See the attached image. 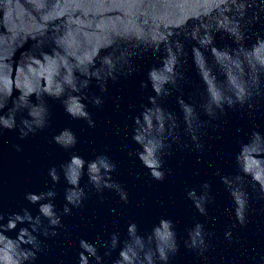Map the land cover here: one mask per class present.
I'll use <instances>...</instances> for the list:
<instances>
[{
	"label": "clouds",
	"instance_id": "9594fccd",
	"mask_svg": "<svg viewBox=\"0 0 264 264\" xmlns=\"http://www.w3.org/2000/svg\"><path fill=\"white\" fill-rule=\"evenodd\" d=\"M83 2L143 9L149 3L171 0H0V134L3 130L18 129L19 138L23 140L48 128L51 117L48 97L61 100L68 115L85 120L89 128H95L96 122L84 101L100 107L104 100L96 95L89 97L86 89L90 83L95 80L101 93H106L109 81L117 83L121 77L132 75L137 71L135 60L149 52L159 64L148 70L147 81H142L140 87L144 90L150 85L153 94L147 97L148 105H141L142 111L133 117L132 141L140 145V149L128 154L148 169L152 180L162 182L170 174L169 170H164V163L165 157L173 155L174 145L181 151L189 149L203 154L207 127L219 128L213 121L227 115L226 109L238 108L251 115L264 108V55H256L264 53V34H261L264 32V0H178L196 3L198 11L167 24L156 23L142 13L132 29H113L95 39L85 35L76 48L69 51L63 45L67 28L58 23L59 16L50 17L49 13L61 4L75 6ZM37 14L40 20L33 24L31 19ZM256 25L260 26L259 31L254 30ZM85 26L91 29L93 22L89 20ZM218 33L231 40L235 47L218 48L215 44ZM249 40L253 41L250 45ZM29 41H32L31 48L25 50ZM185 41H195L191 48L192 63L206 86L204 93L194 92L189 100L182 94L183 85L188 83L185 64L189 52ZM47 45H51L50 52L44 50ZM17 52H20L19 57ZM206 53L213 58V65L230 67L231 73L224 81H218ZM210 78L215 84L212 88L207 87ZM174 91L181 92L176 97L179 114L163 106ZM201 113L209 119L202 120ZM257 140L264 144V135L254 130L249 143L242 144L241 149ZM52 142L70 151L79 141L71 129L65 128L52 137ZM13 147L21 150L19 145ZM261 167L264 168V163ZM116 171V161L107 154L85 160L75 151H71L68 162L50 167L48 176L53 186L60 182L61 175L68 185L62 212L58 213L52 203L56 197L52 188L38 194L26 193L25 199L30 204L39 205V214L33 217L25 208L12 213L6 224L0 223V264H28L42 251L36 233L45 237L59 235L56 229L64 228L61 216L71 215L73 208H83L88 199V192L80 183L85 175L95 193L114 190L124 204L130 203L129 192L113 178ZM215 175L220 177L231 198V214L236 223L244 227L248 223L252 185L256 199L264 201V171L256 173L240 168L237 174L221 175L217 169ZM197 187L199 191L196 187L187 191V198L201 217H208V206L215 201L212 185L204 181ZM100 198L103 200L102 196ZM3 220L0 214V222ZM44 221L47 227L41 232ZM20 224H28L30 228H20L16 239L5 235ZM234 227L231 225L225 230V242L232 243ZM185 232L183 246L206 260L205 253L212 247L215 233L206 230L199 220ZM79 247L78 264H105V257H110L117 248L118 258L112 264H170L180 250V239L173 219L161 217L151 231L143 233L136 222L129 221L123 242L120 232L113 231L108 239L95 242L80 239ZM99 249L105 250L103 255ZM5 254L9 257L7 260ZM254 264H264V255Z\"/></svg>",
	"mask_w": 264,
	"mask_h": 264
},
{
	"label": "water",
	"instance_id": "95a60500",
	"mask_svg": "<svg viewBox=\"0 0 264 264\" xmlns=\"http://www.w3.org/2000/svg\"><path fill=\"white\" fill-rule=\"evenodd\" d=\"M198 8L196 3H183L178 0L149 3L143 9L136 6L91 5L83 2L75 6L61 4L51 11L49 16H59L58 23L67 28L63 36V45L72 51L85 35L95 39L97 36L103 37L113 29L123 30L126 27L132 29L135 19L142 13L150 16L156 23L167 24L195 14ZM39 20L40 16L37 14L32 17L31 22L35 24ZM89 20L93 22L91 29L85 26ZM77 21L84 23L77 24ZM254 30L259 31L260 26L256 25ZM252 42L249 40L248 44ZM194 44L195 41H185L186 50L189 52L185 64L188 83L182 87L185 100H189L194 92L204 93L206 89L192 63L191 48ZM215 44L218 48H224L226 45L235 47L231 40L220 33L216 34ZM31 45L32 41L25 44V50L31 48ZM44 50L50 52L51 45L45 46ZM16 55L19 57L20 52ZM206 55L209 64L213 65L211 55L207 53ZM158 64V59L149 52L141 59L135 60L137 71L132 75L127 78L121 77L117 83L109 81L106 93H101L95 80L90 83L86 89L89 97L96 95L104 100L100 107L84 101L96 122L95 128H89L85 120L73 119L68 115L61 100L48 97L46 99L51 112L48 128L34 135L30 134L23 140L19 138L18 129L3 130L0 134V214L4 216L0 223L6 224L12 213L21 212L25 208L33 217L38 215L39 205L30 204L25 199V194L29 192L38 194L50 188L56 191L52 203L58 213L62 212L66 203L65 189L68 185L61 175L60 182L53 186L48 169L68 162L71 151L77 152L85 160L94 159L99 154L109 155L117 163V171L113 173V178L129 192L128 204H124L114 190L106 189L103 193L97 194L91 190L88 177L85 175L80 182L88 192V199L83 208L79 210L73 208L71 215L61 216L64 228L56 229L59 235L45 237L36 233L42 251L37 252L36 259L28 264H78L80 239L95 242L108 239L113 231H119L120 240L123 242L127 238L129 221L136 222L143 233L151 231L161 217L173 219L180 239V250L171 258L170 264H229L230 261L233 264L237 262L254 264L261 255H264V201L256 199L255 186L250 187L251 207L248 223L241 227L231 214L233 207L231 198L220 182V177L215 175L217 169L221 171V175L237 174L240 168L256 173L264 171L261 167L264 163V144L260 140L241 149L242 144L249 143L254 130L264 135V108L251 115L238 108L226 109L227 115L213 121V124L220 125L219 128L207 127V135L203 137L206 149L203 154L189 149L181 151L174 145L173 155L165 157L164 163V170H169L170 174L162 182L152 180L148 169L135 156L128 153L140 149V145L132 141L133 117L142 111L141 105H148L147 97L153 94L150 85L148 89L142 90L141 82L147 81L148 70ZM213 72L218 81L222 82L230 75L231 69L226 65L223 67L213 65ZM214 86L210 78L207 87ZM178 95H181V92L174 91L163 104L166 109L176 114L180 113L176 103ZM201 119L206 121L209 118L201 113ZM17 120L19 121V116ZM65 128L71 129L79 141L76 148L70 151H65L52 142V137ZM13 145H19L21 150L17 151ZM247 179L250 181L251 177ZM204 181L212 185L211 192L215 197L214 203L208 206V217H201L186 195L187 191L194 187L199 191L197 186ZM197 220L205 224L206 230L215 233L211 241L212 247L205 253L206 260L183 246L186 228ZM231 225H235L231 229L234 239L232 243H227L224 241V232ZM23 227L30 228V225L20 224L16 230L8 231L5 235L16 239L20 228ZM46 227L47 221H44L41 232ZM99 251L103 255L105 250ZM118 252L119 248L114 250L110 257H105V264H112L118 258ZM8 258L5 254V260Z\"/></svg>",
	"mask_w": 264,
	"mask_h": 264
}]
</instances>
